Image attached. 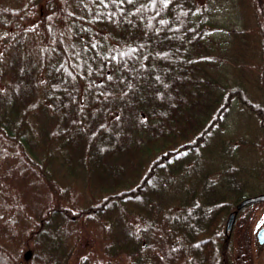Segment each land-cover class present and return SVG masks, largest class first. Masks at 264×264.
I'll use <instances>...</instances> for the list:
<instances>
[{
	"label": "trees",
	"instance_id": "trees-1",
	"mask_svg": "<svg viewBox=\"0 0 264 264\" xmlns=\"http://www.w3.org/2000/svg\"><path fill=\"white\" fill-rule=\"evenodd\" d=\"M221 1L0 0V264H241L264 162L221 132L264 131V0Z\"/></svg>",
	"mask_w": 264,
	"mask_h": 264
},
{
	"label": "rangeland",
	"instance_id": "rangeland-1",
	"mask_svg": "<svg viewBox=\"0 0 264 264\" xmlns=\"http://www.w3.org/2000/svg\"><path fill=\"white\" fill-rule=\"evenodd\" d=\"M217 14L219 22L228 27L234 26L241 29L244 24L252 23L245 0H222L217 9ZM250 96L253 98L251 93ZM256 126L257 121L253 115L233 105L227 115L226 126L221 132L226 135L225 138L230 137L236 144L233 155L234 161L250 170L261 167L263 164L260 162H264V159L256 160L255 153L250 148L249 141L264 139V131L256 132ZM263 190L264 177L259 179L255 177L254 190L250 192L256 194ZM262 221H264V202H255L248 223L246 225H239L240 221L238 224L237 222L234 223L231 234L235 243L238 242L237 240L241 241V264H264V243L260 244L256 237L257 230L264 224Z\"/></svg>",
	"mask_w": 264,
	"mask_h": 264
},
{
	"label": "water",
	"instance_id": "water-1",
	"mask_svg": "<svg viewBox=\"0 0 264 264\" xmlns=\"http://www.w3.org/2000/svg\"><path fill=\"white\" fill-rule=\"evenodd\" d=\"M262 200H264V192H261V193L255 194V195H251V196H246L237 203L236 208H241L242 206H244L248 203L258 202V201H262ZM234 218H235V212L231 211L230 214L228 215L227 219H226V223H225V229L226 230H230L232 228ZM256 237H257V240L259 243L264 242V224L257 230Z\"/></svg>",
	"mask_w": 264,
	"mask_h": 264
},
{
	"label": "snow or ice",
	"instance_id": "snow-or-ice-1",
	"mask_svg": "<svg viewBox=\"0 0 264 264\" xmlns=\"http://www.w3.org/2000/svg\"><path fill=\"white\" fill-rule=\"evenodd\" d=\"M262 223H264V221H262ZM258 228H259V225H258Z\"/></svg>",
	"mask_w": 264,
	"mask_h": 264
}]
</instances>
